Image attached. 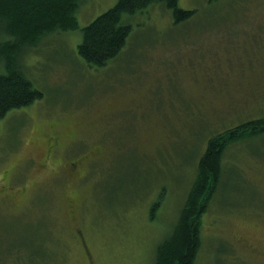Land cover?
I'll use <instances>...</instances> for the list:
<instances>
[{
    "label": "rangeland",
    "instance_id": "obj_1",
    "mask_svg": "<svg viewBox=\"0 0 264 264\" xmlns=\"http://www.w3.org/2000/svg\"><path fill=\"white\" fill-rule=\"evenodd\" d=\"M117 1L81 0L78 29L15 54L42 96L0 119V264H152L209 141L264 118V0H178L194 11L180 23L150 5L123 18L118 55L89 65L81 30ZM252 133L211 143L192 264H264V133Z\"/></svg>",
    "mask_w": 264,
    "mask_h": 264
},
{
    "label": "trees",
    "instance_id": "obj_2",
    "mask_svg": "<svg viewBox=\"0 0 264 264\" xmlns=\"http://www.w3.org/2000/svg\"><path fill=\"white\" fill-rule=\"evenodd\" d=\"M81 0H0V119L8 112L30 105L42 94L33 87L15 64V54L23 47L34 46L39 40L57 32L78 29L76 12ZM178 0H118L82 28L78 55L89 65L104 66L124 48L130 25L123 18L142 11L153 4H161L172 11L176 23L190 18L194 11L177 6ZM226 131L209 141L206 154L199 163L200 177L187 198L177 224L157 246L152 264H192L198 246V220L203 202L212 192L219 168V151L211 143L224 140L236 131L239 134L264 133V118L253 120ZM211 183L209 184L210 180ZM209 184V185H208ZM208 186V187H207Z\"/></svg>",
    "mask_w": 264,
    "mask_h": 264
},
{
    "label": "flooded vegetation",
    "instance_id": "obj_3",
    "mask_svg": "<svg viewBox=\"0 0 264 264\" xmlns=\"http://www.w3.org/2000/svg\"><path fill=\"white\" fill-rule=\"evenodd\" d=\"M55 142L58 144L57 141H55ZM79 162L82 163V158L75 160V162H72V160H68V174H69V176H66L67 180L69 179L68 181H72L74 179V182H78V180H79L78 177L80 178L82 176L83 172H81L78 169Z\"/></svg>",
    "mask_w": 264,
    "mask_h": 264
}]
</instances>
